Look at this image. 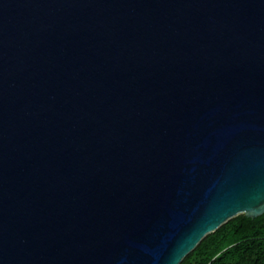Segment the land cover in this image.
<instances>
[{
  "label": "water",
  "instance_id": "obj_1",
  "mask_svg": "<svg viewBox=\"0 0 264 264\" xmlns=\"http://www.w3.org/2000/svg\"><path fill=\"white\" fill-rule=\"evenodd\" d=\"M264 212V0H0V264H179Z\"/></svg>",
  "mask_w": 264,
  "mask_h": 264
},
{
  "label": "trees",
  "instance_id": "obj_2",
  "mask_svg": "<svg viewBox=\"0 0 264 264\" xmlns=\"http://www.w3.org/2000/svg\"><path fill=\"white\" fill-rule=\"evenodd\" d=\"M179 264H264V212L229 218L204 235Z\"/></svg>",
  "mask_w": 264,
  "mask_h": 264
}]
</instances>
